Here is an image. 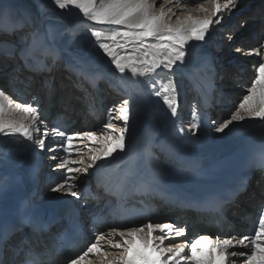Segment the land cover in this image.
<instances>
[{"label":"bare ground","instance_id":"1","mask_svg":"<svg viewBox=\"0 0 264 264\" xmlns=\"http://www.w3.org/2000/svg\"><path fill=\"white\" fill-rule=\"evenodd\" d=\"M149 2H154V11L157 14L161 11V7L165 12L171 8L172 12L175 13V15L169 13L170 22L173 25L176 24L178 17L184 19L189 14L197 20L210 18L215 21L217 19V16L212 15L214 6L207 0H172V3H165V0H149ZM220 2L223 4L225 0H220ZM100 3L101 0H97L98 6ZM201 4L209 11H200L199 6ZM32 7L36 9L37 15L30 13L33 12ZM69 9L73 8L70 7ZM69 9H59L54 0H0V26L7 27L10 24L24 23L23 28H9L13 32L12 34L0 33V49L6 51L9 48V53H11L0 56V90L12 98L10 100L13 104H26L30 97L36 94L32 105L38 108L40 118L45 121V125H39L38 122V126L41 133L45 126L49 128L50 138L48 139L50 140L46 142V148L48 145L60 141V138L53 137L51 132V128L56 125L65 127L64 130L68 133L85 131L100 133L106 131L101 128V124L105 120L107 110L108 122L118 130L123 127L120 108L124 106V101L127 100L129 120L128 131L125 133V150L124 152L117 150L112 157L97 160L93 167L88 168L86 174L83 172L76 174L79 177L76 181L77 188L74 189L79 193V198H77L66 191H51L52 187L63 182L64 179L65 169L57 166L60 162L59 157L64 155L60 149H57L56 152H50L51 161L53 160L51 157L54 155L58 158L52 166L47 164L49 169H44V175L48 177V180L40 184L37 183L36 176L33 174L23 176L21 170L23 167L29 166L31 160V156H28L29 153H35V156L40 155L46 148L41 150L18 135L16 137L0 135V170L4 171H0V183L5 186L3 191L8 196L7 203L1 209L10 211L23 203H34L35 201L42 203L43 199H58L63 203H70L82 210L84 218H86L84 224L87 227V232L84 244L77 250L70 252L69 257L74 259V254L75 257L80 252L82 254L96 235L103 234L105 241H101L102 251H107L111 255L105 259L98 254H89L82 264H111L118 258L117 253L120 251V249H113L107 244V240L112 238L110 236L112 229L124 230L135 225L121 223V220L117 218L121 206L113 207L114 198L112 194L116 192L117 188H125L122 180H117L112 185L99 180L97 177L105 173L108 174L112 169H118L119 164L123 161H126L130 169H133L139 154L143 155L147 164L155 169V174L158 172L169 179H182L184 176L192 174L187 170L190 163L187 157L180 155L174 146L167 139H164L161 132L159 123L166 117L163 115L166 108L162 99L152 94L154 91L153 83H156L158 89L160 85L167 84L169 77L172 79L176 87L175 95L179 105L174 124L176 127L179 125L181 129L185 130L188 146L194 149L203 146L208 147L209 155L206 156L209 159L214 155L217 156L219 149L246 141L251 134L259 131L264 125V120L246 116L243 121H233L223 132H214V129H217L227 118H222L221 113L217 117L215 116V120L220 121L213 124L215 128L212 131L211 125L207 121V112L213 109L207 100V98H211V95L219 92L217 102L219 101L221 106L218 105L219 103L213 104L214 109H222L221 112L223 113H227L229 110L228 113L233 114V107H239L241 97L248 92L251 84L249 82L252 78L248 71L247 62L254 58L253 56L256 54L254 50L261 48L258 30L264 21V0H237L235 7L223 9L219 15L224 18L220 23L214 22L210 25L205 40L199 41L197 48L193 47L194 42L197 41H189L184 63L177 62L172 69V73L175 75L162 68L144 75L133 76L127 69L124 73H120L111 63V58L99 48V44H111L112 41L108 40L107 37L114 30H124L123 26L98 24L79 11V17L72 26L66 27L62 14ZM234 12L235 18L229 23L230 14ZM238 22H241L242 25L237 30L235 24ZM23 29L25 31L21 33L22 35L17 37L18 32ZM93 29L102 31L103 35L99 40L91 35ZM239 31L244 32V34L240 35ZM33 32L37 33L35 39ZM28 35L31 36L26 39ZM11 42L17 43L22 49L27 46V50L22 51L21 49L17 53L18 48L10 45ZM119 42L124 43L123 40ZM148 43H161V41L150 39ZM192 47L196 49L190 51L188 48ZM237 48L240 51H237ZM127 50L139 53L143 51V46L133 43L127 45ZM116 51L123 54L125 49L117 48ZM222 55L223 57L220 58ZM260 59L264 62V54ZM76 63L85 70L89 69L95 72L102 97L98 117L92 114V110L87 107H96L94 100L84 102V96L74 88V85L78 84L70 76L74 70H77ZM135 78L137 79L136 82ZM48 95L50 101H48ZM189 99L192 102V113L189 112V117L182 120V117L188 115L185 106ZM233 99L237 100L238 103L229 104ZM205 108L208 111L205 112ZM59 110L62 114L61 117L53 112ZM10 118L27 123L19 112L13 113ZM192 123L199 124L198 131L191 128ZM187 124H190V127H187ZM186 131L192 132L191 136ZM39 134L33 133L34 136ZM177 134L178 132L175 131V136ZM76 139L81 138L77 137ZM102 140L103 137L101 136L94 145L88 141L77 144L76 147L82 148L83 151L74 152L72 158L77 160L83 158L85 163L83 165L70 164V166L83 168L91 163L90 157L93 153L89 151V148L100 147ZM245 146L246 143L243 146L244 149ZM161 158L162 161H160ZM153 161L159 164H154ZM54 175L58 177H53ZM151 180L154 184L152 189H169V194L173 195H178L184 187L180 182L168 183L155 176ZM36 184L42 193L33 192L30 194L31 187ZM133 184L136 186V180ZM259 189L264 191V173L261 170H254L244 187L226 204L225 210L230 222L219 229L208 227L207 222L203 221L204 218L195 210L175 209L172 200L167 198H165L164 203L154 201L153 205L156 210L152 212L153 219L150 222H167L176 227L184 228V234L176 236L173 233L166 239L164 241L165 246L175 242L186 243L187 240L191 241L202 234H208L215 239L217 234L224 236L231 229L234 230V235L231 237L239 239L240 234H252L243 228L247 225L245 221L256 223L259 219L257 214L261 215V212L251 215L253 214L252 210H258L262 205L258 198ZM27 230V228L21 232L16 230L5 238L7 244L21 249L19 255L10 251L6 246L4 249H0V257L6 255L7 258L11 259L12 264H24V256L31 253L39 258V264H69L71 260H62L56 256L57 250L53 246L54 240L62 233L59 223L45 229L43 233ZM156 234H160L159 230ZM186 234L187 236H185ZM25 236L26 241L24 242ZM185 237L188 238L186 241ZM115 239L119 240V237L117 236ZM157 243L159 242L157 241ZM135 247H139V242ZM239 247L237 245L236 249ZM188 253L185 250L184 255L188 257ZM200 259H208L207 249L201 254ZM188 260L182 261L181 264Z\"/></svg>","mask_w":264,"mask_h":264},{"label":"snow or ice","instance_id":"2","mask_svg":"<svg viewBox=\"0 0 264 264\" xmlns=\"http://www.w3.org/2000/svg\"><path fill=\"white\" fill-rule=\"evenodd\" d=\"M214 6L212 15L217 19L197 20L189 14L186 18H177L176 24L170 22V16L175 15L170 8L168 12L163 10L157 14L154 11V2L149 0H101L99 6L97 0H54L56 7L59 9H69L70 7L78 9L85 17L104 25L123 26L124 30H114L107 37L112 41L109 43H100L99 48L103 53L111 58V63L120 73L127 70L133 76L139 74L156 72L157 69L166 70L172 73L174 65L179 62L184 63L187 54L186 47L189 41H204L209 32V27L214 22L220 23L224 18L219 14L223 9H229L236 6L237 0H225L221 4L220 0H207ZM165 3H172V0H165ZM200 11L208 12L203 4ZM24 23L10 24L7 27L0 26V30L8 31L9 28H23ZM37 33L33 32L35 39ZM91 35L98 40L103 35L102 31L93 29ZM161 41V43H148L149 40ZM123 40L124 43L119 41ZM137 44L143 46L142 52H130L127 45ZM264 48V44L261 46ZM125 49L123 54L117 53L116 49ZM27 46L22 49L26 51ZM240 51L239 48L236 49ZM258 54H264L261 49H255ZM175 75V73H172ZM154 91L152 94L160 97L164 105L170 110L171 115L177 114L178 102L176 99V87L172 79L169 77L167 84L160 85L157 89L156 83L152 84ZM7 102V103H6ZM128 101H124V106L120 108L123 127L118 130L109 122L104 125L106 131L97 133L96 131H85L81 133H68L60 126L56 125L51 128L53 137H59L60 141L50 144L49 152H56L60 149L64 155L60 156L58 167L65 169L63 182L51 188L53 192L66 191L72 196L79 198V193L74 189L77 188L76 181L80 173H87L88 168L95 165L96 161L101 158H109L113 153L119 150H125V133L128 131ZM19 112L23 116L24 123L20 120L10 118L13 113ZM195 116V113H193ZM258 117L264 120V62L257 64L256 74L248 88V94L241 97L239 110H236L230 117L223 121L217 128V131L223 132L233 121H243L245 117ZM45 125L38 113V108L30 103L13 104L8 95L0 90V135L4 137H22L23 140L31 142L41 150L45 148V140L49 138V128L44 127L43 132L38 126ZM198 123H192L191 128L197 129ZM183 131V129H181ZM33 133H40L34 136ZM103 137L100 147H90L89 151L93 153L90 160L91 163L85 167H74L71 165H83V158L79 160L73 159L74 152L80 153L82 148L76 147L77 144H83L85 141L96 144L99 137ZM81 139L77 140L76 138ZM57 156L51 159L56 160ZM264 159V156H262ZM247 179V178H246ZM159 230L160 234H156ZM173 233L176 236L184 234L183 227H176L172 223L167 222H146L135 226H130L124 230L112 229L111 239L107 240V244L113 249H120L117 253L118 258L111 264H181L182 261L190 259L193 264H264V210L259 216L258 222L251 235H242L239 239H234L230 235L220 234L213 239L208 234H202L198 238H193L190 242H175L167 246L164 241ZM119 237L116 240L115 237ZM101 241H105V235L98 234L95 239L90 242L82 254L72 259L69 264H82L89 254L100 255L107 258L111 253L102 251ZM157 241L159 243H157ZM139 242V247H135ZM190 244V255H184L185 249ZM237 245L250 251H237ZM7 248L19 255L21 249L14 248L7 244V241L0 235V249ZM207 249L208 259H200L202 253ZM243 257L238 261L232 258ZM0 264H12L10 258L0 257ZM24 264H35L32 254L24 261Z\"/></svg>","mask_w":264,"mask_h":264},{"label":"rangeland","instance_id":"3","mask_svg":"<svg viewBox=\"0 0 264 264\" xmlns=\"http://www.w3.org/2000/svg\"><path fill=\"white\" fill-rule=\"evenodd\" d=\"M259 1V0H258ZM262 2V1H261ZM31 5H33V4H31ZM34 6V5H33ZM33 8V12H30L32 15H37V13H36V9H34V7H32ZM79 17V10L78 9H69V10H67V11H65L63 14H62V18L64 19V21L66 22V27H70V25L71 24H73L75 21H76V19ZM241 22H238L237 24H235V26H236V28H237V30L238 29H240V27H241ZM235 28V29H236ZM25 30H26V28H25ZM24 29L23 30H21L22 32L23 31H25ZM1 34H3V33H1ZM258 37H259V39H261V41L259 42L260 43V45L262 46V44H264V21L262 22V25H261V27H260V29L258 30ZM19 39V38H18ZM24 49V48H23ZM261 52L263 53L264 52V50H261ZM258 53L256 52V54H254V56H253V54H252V56L254 57L253 59H251V60H249V63H248V71H249V73H250V77L252 78L251 79V81L249 82V83H252V80L254 79V76H255V74H256V69H257V64L259 63V62H262L261 61V59H260V57L262 58V55L261 54H258ZM223 57V55L220 57V58H222ZM224 58H226V57H224ZM223 58V59H224ZM250 86H251V84H250ZM218 93V94H217ZM217 93H215V96H216V100L215 101H217V96L219 95V92H217ZM243 93H245V92H243ZM247 94H248V92H247ZM35 97H36V94L34 95H32L31 97H30V100L27 102V103H30V104H33V101L35 100ZM10 99H12V98H10ZM234 100V101H233ZM231 102H229V104H236V103H238V101L237 100H235V99H233ZM7 103V102H6ZM190 103V102H189ZM213 104L215 105V104H217L216 102H213ZM214 105H213V109H211V113H212V117H211V119L209 118V120H208V122L210 123V125H211V131L215 128L214 126H213V124H215V123H217V121H220V120H215V118L221 113V115H222V118H227V119H230V117H231V115H232V113H228L229 112V110H227V113H223V112H221V110L222 109H219V108H216V109H214ZM233 109H234V112L236 111V110H239V107H237V106H234L233 107ZM223 110H225V109H223ZM216 111V114H214V112ZM216 116V117H215ZM106 123H109L108 122V110H107V112H105V120L104 121H102V124H101V128H103L104 129V125L106 124ZM210 125H209V129H210ZM197 131H198V129H197ZM215 131H217V129L215 128L214 129V132ZM50 145H48L47 147H49ZM155 153H157V152H155ZM49 154V155H48ZM51 154H50V152L48 151V153L46 154V158H48L49 156H50ZM156 156V158H157V155H155ZM163 159L161 158L160 159V161H162ZM153 163L154 164H159V163H156L155 161H153ZM156 166V165H155ZM49 169V166L47 167V170ZM46 170V169H45ZM43 173H44V171H43ZM54 177H58V176H55L54 175ZM258 198H259V200L262 202V205H261V207L260 208H258V210L257 209H254V210H252V213L253 214H256V213H260L261 212V214H262V210H264V191H262V190H260L259 189V195H258ZM257 215H259L260 216V214H257ZM247 226V225H246ZM246 226L245 227H243L245 230H246ZM194 231V230H193ZM192 231V232H193ZM191 232V233H192ZM229 235L230 236H232V235H234V231H231L230 233H229ZM243 235H245V233H243ZM185 236H187V234L185 235ZM240 236H242V234H240L239 235V237ZM184 238V237H183ZM188 238H186L185 237V241L187 240ZM188 242H190L189 240H187ZM188 242H186V243H188ZM85 248V247H84ZM83 248V249H84ZM189 248H190V244H189V247L188 248H186L185 250H187L189 253H188V256L190 255V251H189ZM235 250H237V251H250L251 250V248H250V246H249V248H247V249H245V248H242L241 246L239 247V248H237V249H235ZM84 251V250H83ZM81 253V252H80ZM80 253L78 254V255H80ZM83 253V252H82ZM78 255H76V256H78ZM70 255L68 254V255H66V257H65V260H68V261H70V260H72V258L71 257H69ZM73 257L74 258H76L75 257V254L73 255ZM240 259H244L243 257H236L234 260H236V261H238V260H240ZM188 262H190V263H188ZM184 264H193V262L191 263V260L189 259L188 261H186V263H184Z\"/></svg>","mask_w":264,"mask_h":264}]
</instances>
